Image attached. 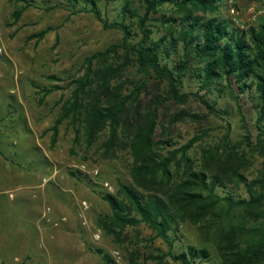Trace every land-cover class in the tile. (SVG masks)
<instances>
[{
	"label": "rangeland",
	"instance_id": "374dc122",
	"mask_svg": "<svg viewBox=\"0 0 264 264\" xmlns=\"http://www.w3.org/2000/svg\"><path fill=\"white\" fill-rule=\"evenodd\" d=\"M125 5L130 12L126 23L139 35L137 22L144 16L140 0H0V47L4 48L0 55V264H107L105 256L113 264H181L169 256L170 248L155 239L146 224L117 229L115 234L101 227L102 220L113 216L104 196L121 201L122 186L134 187L133 158L127 149L106 157L102 144L108 134L90 145L79 134L80 122L62 119L71 83L83 77L87 59L94 55L95 98L105 99L108 93L102 84L107 73L116 74L112 85H124L126 93L146 80L132 65L122 73L118 67L125 63L124 53L99 56L121 44L124 36L106 29L90 10L95 7L110 23L122 22ZM182 15L171 4L161 6L148 23L152 39L168 34L171 25L175 28L158 19ZM197 15L225 20L232 28L247 31L264 20V0H223L215 15ZM178 60L175 54L170 62ZM147 81L149 88L140 98L145 106L165 94L158 81ZM221 85L200 89L191 74L184 79L182 91L190 95L188 103L170 102L160 110L155 141L168 145H162L163 154L182 151L204 133L187 150L192 164L199 167L204 149L225 144L226 136L232 145L243 141L247 132L238 105L223 88L227 83ZM204 101L216 103V112ZM240 104L255 136L256 110L248 91ZM184 112L197 118L174 123L176 115ZM245 151L243 146L236 155L245 157ZM247 152V165L241 166L244 175L263 177L264 158ZM185 167L179 168L181 175ZM236 194L245 197V189L239 187ZM124 204L127 209L132 206L128 200ZM177 235L173 252H180L182 245L204 247L191 225H182Z\"/></svg>",
	"mask_w": 264,
	"mask_h": 264
},
{
	"label": "trees",
	"instance_id": "16d2710c",
	"mask_svg": "<svg viewBox=\"0 0 264 264\" xmlns=\"http://www.w3.org/2000/svg\"><path fill=\"white\" fill-rule=\"evenodd\" d=\"M140 1L144 16L137 22L139 35H134L126 23L128 5L123 7L122 22L110 23L95 7L90 12L106 29H116L124 36L121 44L99 56L124 53L125 63L118 67L122 73L132 65L146 80L126 93L124 85H112L118 79L116 74L107 73L102 84L108 93L105 99L95 98L98 90L94 55L87 59L83 77L72 81L71 95L63 106L62 119L80 122L79 134L83 133L86 143H97L108 134L102 144L106 157H114L118 149H127L133 158L134 187L122 186L121 201L112 195L104 196L113 216L100 225L115 234L117 229L146 224L156 234L155 239L170 248L169 256L181 264H264V176L249 179L241 167L247 165V151L264 158V20L258 27L240 31L225 20H205L197 15H215L221 11L223 0ZM165 4L177 7L183 15L158 19L175 24V28L171 25L168 34L154 40L148 23ZM175 54L179 60L170 62ZM190 74L199 81L200 89L227 83L223 88L237 103L247 132L237 146L226 136L225 144L204 149L199 167L192 164L187 150L206 134H200L182 151L174 149L166 154L162 153L166 142L155 141L161 108L170 102L188 103L190 95L183 93L182 86ZM152 78L165 89V94L145 106L140 98L149 88L147 80ZM247 91L256 110L255 136L246 125L240 104ZM204 103L216 112V103ZM187 118L197 116L180 113L174 123ZM243 146L247 156H237ZM183 165L186 167L181 175L179 168ZM241 186L245 197L236 194ZM126 200L132 204L130 209L121 205ZM182 225L195 227L204 247L182 245L180 252H173ZM104 258L107 264H113L108 256Z\"/></svg>",
	"mask_w": 264,
	"mask_h": 264
},
{
	"label": "built area",
	"instance_id": "2783aa9c",
	"mask_svg": "<svg viewBox=\"0 0 264 264\" xmlns=\"http://www.w3.org/2000/svg\"><path fill=\"white\" fill-rule=\"evenodd\" d=\"M0 42H1V37H0ZM4 53V48L0 47V55H2Z\"/></svg>",
	"mask_w": 264,
	"mask_h": 264
},
{
	"label": "crops",
	"instance_id": "0c3cea01",
	"mask_svg": "<svg viewBox=\"0 0 264 264\" xmlns=\"http://www.w3.org/2000/svg\"><path fill=\"white\" fill-rule=\"evenodd\" d=\"M2 253H5V252H2Z\"/></svg>",
	"mask_w": 264,
	"mask_h": 264
}]
</instances>
